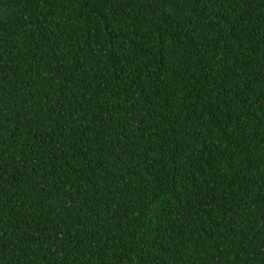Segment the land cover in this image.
Wrapping results in <instances>:
<instances>
[{
  "label": "trees",
  "instance_id": "obj_1",
  "mask_svg": "<svg viewBox=\"0 0 264 264\" xmlns=\"http://www.w3.org/2000/svg\"><path fill=\"white\" fill-rule=\"evenodd\" d=\"M0 264H264V0H0Z\"/></svg>",
  "mask_w": 264,
  "mask_h": 264
}]
</instances>
